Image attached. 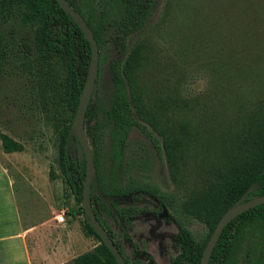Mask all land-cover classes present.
Listing matches in <instances>:
<instances>
[{"label": "rangeland", "instance_id": "1", "mask_svg": "<svg viewBox=\"0 0 264 264\" xmlns=\"http://www.w3.org/2000/svg\"><path fill=\"white\" fill-rule=\"evenodd\" d=\"M72 1L94 18L104 0ZM0 33L5 50L0 133L22 145L20 151L10 153L0 145V168L10 182L20 224L47 229L39 241L40 253H60L69 263L99 242L84 234V215L58 168L59 115L38 95L45 64L22 45L24 41L31 46L32 28L20 21L15 6H9L0 10ZM139 43L141 66L131 81L123 76L127 99L131 103V94L139 95L145 108L153 109L150 112L161 130L176 132L184 124L191 143L170 169L163 151L159 155L149 138L130 126L122 147L112 152L111 122L104 119V111L112 99L109 61L116 56V46L109 41L98 45L88 101L92 117L84 128L100 123L94 137L86 135V139L103 188L129 192L114 198L119 211L131 212L128 238L104 209L99 219L131 263L184 264L172 242L177 229H185L199 243L205 244L209 237L208 228L184 210L185 201L211 171L219 169V156L244 114L257 105L264 111V0H155L142 27L124 39L121 71L127 54ZM133 115L161 142V132ZM68 152L76 154L73 139ZM0 186L4 191L3 183ZM160 204L164 217L156 216ZM60 213L62 223L55 219ZM240 253L237 248L234 257ZM254 264H264V243L257 247Z\"/></svg>", "mask_w": 264, "mask_h": 264}, {"label": "trees", "instance_id": "2", "mask_svg": "<svg viewBox=\"0 0 264 264\" xmlns=\"http://www.w3.org/2000/svg\"><path fill=\"white\" fill-rule=\"evenodd\" d=\"M66 1L83 17L97 47L104 41L116 46V56L109 61L112 99L109 108L104 111V119L111 122L112 152H115V147L117 150L122 147L125 130L130 126H136L155 145L159 155L163 151L171 169L183 158L185 150L191 143L186 126L180 123L176 132L171 129L161 130L156 126L154 112H150L153 109L149 107L148 111L139 95L131 94V103L126 96L123 76L131 81L132 73L141 66L143 57L141 43L127 54L121 71L124 39L128 33L142 27L155 0H104L102 8L94 18L85 15L72 0ZM9 6H15L20 13V21L32 28V44L30 46L23 41V47L27 52H35L37 60L45 64L44 85L38 90V95L49 110L59 115L58 168L74 202L78 205V210L84 215L81 206L84 163L83 161L79 163L76 155L66 153L64 144L89 63L88 42L56 0H0V10ZM4 56V40L0 33V72ZM133 114L161 132V142L146 126L136 120ZM91 117L92 111L87 105L83 124ZM99 127L100 123L87 126L84 128L85 134L92 138ZM0 145L5 153L22 149L20 142L4 133H0ZM219 162V169L211 171L204 184L189 195L184 203V210L202 222L208 228L209 235L221 214L232 206L251 184H255L256 187L245 196L264 194V111L259 105L253 106L244 114L240 125L225 144ZM50 174L53 175V172L50 171ZM125 192L127 191L111 186L108 194L121 197ZM90 202L98 220L101 208L109 213L98 199H90ZM119 216L123 218L121 213ZM102 226L112 238L109 230L103 224ZM82 228L86 236H95L99 243L76 255L66 264H117L85 217ZM175 236L180 245L184 264H198L204 244L196 242L183 228H179ZM262 243L264 202L240 212L223 227L209 256L208 264H254L257 247ZM115 246L119 249L117 243ZM237 248L241 253L234 257Z\"/></svg>", "mask_w": 264, "mask_h": 264}, {"label": "water", "instance_id": "3", "mask_svg": "<svg viewBox=\"0 0 264 264\" xmlns=\"http://www.w3.org/2000/svg\"><path fill=\"white\" fill-rule=\"evenodd\" d=\"M59 7L75 22L90 48V58L86 70L85 79L79 94L78 103L68 130L67 137L65 139L64 150L68 151L71 139H76V149L78 154V160L84 161V180L82 184V200L81 206L83 209L84 217L88 224L93 228L94 232L99 236L102 243L107 247L110 253L115 258L117 264H127L120 254L119 250L113 243L112 239L107 234L106 230L101 226L95 217L89 198V191L97 196V198L106 206L115 219L122 224L119 219V215L112 206V200L114 197L104 195L98 188L96 169L94 166L92 152L86 139L83 118L88 101L93 89L94 79L96 76L97 59H98V47L93 38L92 32L85 23L83 17L68 5L66 0H56ZM256 185L251 184L245 192L234 202V204L228 207L217 220L213 230L211 231L204 247L198 264H208L209 256L212 252L214 245L216 244L218 237L223 227L240 212L251 208L257 204L264 202V194L257 195L252 194L249 198L245 199L246 193L255 189ZM163 209V213H164Z\"/></svg>", "mask_w": 264, "mask_h": 264}, {"label": "crops", "instance_id": "4", "mask_svg": "<svg viewBox=\"0 0 264 264\" xmlns=\"http://www.w3.org/2000/svg\"><path fill=\"white\" fill-rule=\"evenodd\" d=\"M0 177V185L3 183L4 186V191L0 189V264H65L67 260L60 253H40L39 241L47 229L20 224L10 182L7 175H3L2 168Z\"/></svg>", "mask_w": 264, "mask_h": 264}, {"label": "flooded vegetation", "instance_id": "5", "mask_svg": "<svg viewBox=\"0 0 264 264\" xmlns=\"http://www.w3.org/2000/svg\"><path fill=\"white\" fill-rule=\"evenodd\" d=\"M86 135V134H85ZM74 140V148H75V151H76V156H77V160H78V154H77V149H76V139H73ZM70 146V145H69ZM68 151H69V148H68ZM67 151V152H68ZM66 152V153H67ZM81 161H83V159H81V160H78V162L80 163ZM83 163H84V161H83ZM95 166V165H94ZM84 169H85V167H84ZM96 169V168H95ZM96 176H97V173H96ZM97 183H98V188L100 189V191L104 194V195H106V196H112V197H114V198H118L117 196H113V195H109L108 194V191H106L104 188H103V184H102V182H101V180H100V178H99V176L97 177ZM111 187V186H110ZM110 189V188H109ZM126 194H129V192L127 191V192H125V194H122V196L121 197H125V195ZM250 195H252V194H250ZM250 195H247V196H245V199H247V198H249V196ZM89 198L90 199H98L97 198V196L95 195V194H93L91 191H89ZM99 200V199H98ZM100 201V200H99ZM101 202V201H100ZM91 203V202H90ZM102 203V202H101ZM103 204V203H102ZM104 205V204H103ZM105 206V205H104ZM112 206H113V208L116 210V212L118 213V215H119V213H121L122 214V217L123 218H120V216H119V219L122 221V224H119V222L115 219V217L111 214V212L106 208V206H105V208L109 211V215L112 217V219H113V222H114V224L119 228V230H120V232H121V234L124 236V238H128V229H129V225H130V219H131V212L130 211H127V213L126 214H124V213H122L121 211H119L118 210V207H117V205H116V203L114 202V199L112 200ZM92 207V206H91ZM159 208H160V212L159 213H157L156 214V216L157 217H164V216H166V211H164V213H163V209L165 210V208H164V206L162 205V204H160L159 205ZM103 208H101V210H102ZM100 210V211H101ZM105 210V209H104ZM106 211V210H105ZM119 211V212H118ZM107 212V211H106ZM100 214V213H99ZM99 216V215H98ZM100 217V216H99ZM98 220V219H97ZM100 221V219L98 220V222ZM100 223V222H99ZM101 224V223H100ZM101 226H102V224H101ZM103 227V226H102ZM104 228V227H103ZM105 229V228H104ZM178 230H179V228L177 229V231H176V233L178 232ZM110 232V234H111V236H112V241H113V243L115 244V243H117L118 244V242L114 239V237H113V232H111V231H109ZM176 233L174 234V235H172V242H173V244L175 245V246H177L178 248H179V251H180V245H179V242H178V240L176 239ZM108 234V233H107ZM119 245V244H118ZM205 245V244H204ZM204 247V246H203ZM118 249V248H117ZM119 252H120V254L122 255V253H121V251H120V245H119ZM133 253H136V250H134L133 251ZM141 253L145 256V257H147L148 259L150 258V256H149V254L148 253H146V252H144V251H141ZM180 254H181V252H180ZM122 257H123V259L125 260V262L127 263V264H135V263H131L129 260H127L123 255H122Z\"/></svg>", "mask_w": 264, "mask_h": 264}, {"label": "built area", "instance_id": "6", "mask_svg": "<svg viewBox=\"0 0 264 264\" xmlns=\"http://www.w3.org/2000/svg\"><path fill=\"white\" fill-rule=\"evenodd\" d=\"M56 221L59 222V223H62L63 222V213H60L58 215H56L55 217Z\"/></svg>", "mask_w": 264, "mask_h": 264}]
</instances>
